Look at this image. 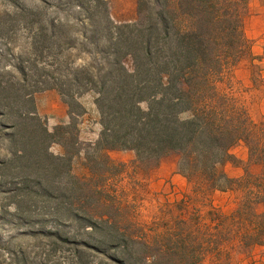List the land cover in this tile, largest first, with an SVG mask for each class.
<instances>
[{
  "label": "trees",
  "instance_id": "obj_1",
  "mask_svg": "<svg viewBox=\"0 0 264 264\" xmlns=\"http://www.w3.org/2000/svg\"><path fill=\"white\" fill-rule=\"evenodd\" d=\"M78 5L85 2L78 0ZM246 5V0H138L134 22L108 20L104 61L71 73L38 66L40 53L55 41L46 35L35 39L37 58L30 62L35 79L20 65L19 79L0 81V114L15 116L1 123L10 129L4 135L13 148L11 156L0 160V171L15 175L8 183H13L9 190L15 193L17 213L24 216L38 197L57 200L59 213L102 233V247L119 249L120 255L109 256L117 264H203L208 256L230 255L236 246L263 243L264 129L256 126L231 85L235 67L253 55L244 31ZM12 18L28 27L40 21L28 9ZM48 24L54 31L64 25L54 20ZM59 64L67 68L66 61ZM47 89L58 90L70 115L68 123L51 131L36 113L33 97ZM89 91L100 129L94 140L78 148L76 119L86 110L76 98ZM239 141L247 146V164L261 166L258 174L248 167L237 178L224 172L229 149ZM52 143L62 152L50 151ZM110 150H133L137 165L146 171L177 152L178 170L194 191L206 197L216 189L235 190L241 198L225 216L189 211L181 200L176 212L166 210L174 219L172 226L150 228L124 202V190L109 183L125 166L110 158ZM79 155L87 169L84 175L72 172V160ZM256 204L263 212L255 210ZM47 232L68 239L58 230Z\"/></svg>",
  "mask_w": 264,
  "mask_h": 264
},
{
  "label": "rangeland",
  "instance_id": "obj_2",
  "mask_svg": "<svg viewBox=\"0 0 264 264\" xmlns=\"http://www.w3.org/2000/svg\"><path fill=\"white\" fill-rule=\"evenodd\" d=\"M83 1L85 5L79 6L78 0H0V81L19 79L20 65L26 67L30 80L35 79L30 62L37 58L34 42L35 39L40 41L42 35L55 41L51 48L43 49L37 58L38 66L43 65L46 70L59 73L68 69L71 73L81 65L102 63L108 44V20L114 24L134 22L137 19L138 0ZM246 1L244 31L251 41L254 58L246 55L241 59L232 73L231 85L234 95L247 107L256 126L264 129V33L250 36V30L254 31L259 21L264 19V0ZM21 9L33 10L36 19L40 21L28 27L24 21L12 18ZM50 20L63 23V28L52 30L49 24L46 25ZM41 24L46 28L42 29ZM61 60L66 61L67 68L60 66ZM125 63L130 65V59L126 58ZM54 90L64 102L58 90ZM93 96L94 93L89 91L76 98L86 110L85 114L76 119L80 142L78 148L84 147L83 142L94 140L100 129ZM64 104L67 106L65 102ZM73 111L78 113L80 108L75 107ZM41 117L51 131L55 125L50 128L47 119ZM14 118L13 114H0V160L11 156L13 148L4 135L10 129L3 128L1 123ZM69 120L70 115L66 123ZM242 147L248 150L243 141L234 144L229 149L230 157L225 163L241 165L245 170L248 164L240 158ZM50 151L58 154L62 152V147L58 143H52ZM108 154L114 162L125 164L123 171L112 177L109 183L124 190V202L135 210L137 220L150 228L166 230L172 226L174 219L166 210L172 208L176 212L181 200L185 201L189 211L198 209L203 215L214 211L225 216L237 207L241 198L240 192L235 190L216 189L206 197L194 191L192 184L178 170L177 152L163 156L151 171L137 165L133 150H111ZM82 157L79 155L72 160L74 174L87 173ZM258 165L251 170L248 167L249 171L258 174L261 169ZM180 175L183 177L182 181ZM11 176L15 175L1 174L0 171V264H117L109 256L120 255L119 249L113 245L102 247V233L86 227L79 219H69L59 213L57 200L38 197V202L32 205L31 210H26L24 216L18 214L12 203L15 200L12 194L15 193L9 190L13 186V183H8ZM255 210L263 212V206L256 204ZM47 230H58L68 239L64 241L56 238L48 234ZM257 245H251L247 249L236 246L230 255L224 253L218 258L208 256L203 264H243L242 261L248 264L249 257L253 260L260 252ZM100 250H104V253Z\"/></svg>",
  "mask_w": 264,
  "mask_h": 264
},
{
  "label": "crops",
  "instance_id": "obj_3",
  "mask_svg": "<svg viewBox=\"0 0 264 264\" xmlns=\"http://www.w3.org/2000/svg\"><path fill=\"white\" fill-rule=\"evenodd\" d=\"M264 33V19L262 18L259 21L257 28L252 31L250 30V36H260ZM35 99V110L36 113L40 116H44L48 121V126L52 128L54 125L66 123L69 119L68 108L64 102L60 99V96L56 93L54 89L44 90L34 96ZM97 137V136H96ZM111 151V150H110ZM244 151V153H243ZM248 151V150H247ZM242 147V154L240 158L243 161H247L248 152ZM258 164L253 163L248 165L251 170L253 166ZM259 166V165H258ZM224 172L229 177H241L244 174V168L241 165H232L225 163L223 166ZM183 180V177L180 175V181ZM259 254L253 257L251 260L249 257L248 264H264V242L257 245ZM252 257V256H251ZM245 261H242L244 264ZM241 264V263H240Z\"/></svg>",
  "mask_w": 264,
  "mask_h": 264
}]
</instances>
